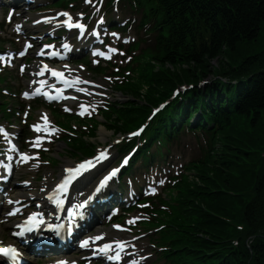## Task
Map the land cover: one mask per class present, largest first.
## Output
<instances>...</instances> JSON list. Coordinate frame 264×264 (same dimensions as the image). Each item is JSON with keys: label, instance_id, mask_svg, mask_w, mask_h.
Listing matches in <instances>:
<instances>
[{"label": "trees", "instance_id": "1", "mask_svg": "<svg viewBox=\"0 0 264 264\" xmlns=\"http://www.w3.org/2000/svg\"><path fill=\"white\" fill-rule=\"evenodd\" d=\"M134 4L140 10L143 8L141 16L151 25L156 54L174 55L160 64V72L155 77L150 73L145 74L143 84L146 89L142 100L146 105L165 99L175 86L196 83L207 74L226 76L244 69L264 70V48L259 52L253 49L261 31H264V0H134ZM144 5L148 6V12ZM176 51L181 56L176 57ZM219 56L222 57L217 58ZM215 58L218 60L214 66L211 60ZM177 63L185 64V68ZM248 77L251 78L242 86L245 91L241 99L229 104L225 111L229 121L226 124L231 128L229 123L232 122V129L217 136L223 151L220 160L223 165L212 177H207L206 170L200 176V190L207 192L212 189V194L217 195L216 200L209 203L201 199L189 207L194 213L202 212L208 218V227L202 230V234L206 235V246L216 248L220 254L232 250L228 243L220 244L224 240V229L214 215L224 217L227 208L234 205L228 197L248 186L251 178L246 174L236 178L230 172L236 170L233 168L237 167V160L240 159L242 163L245 159L252 160L264 142V73L252 71ZM129 88L133 91H128V95L139 96L137 85ZM130 107V112L122 110L116 111V114L123 119L135 120L145 113L144 107H141V111H136L137 108L132 105ZM226 157L228 161L224 162ZM197 205L200 206L197 208ZM203 208L213 217L205 215ZM241 216L251 219L247 211L241 212ZM251 251L249 256L240 249H234L230 257L252 262L255 259L256 264H264V247L253 242ZM246 256L249 257L244 258Z\"/></svg>", "mask_w": 264, "mask_h": 264}, {"label": "rangeland", "instance_id": "2", "mask_svg": "<svg viewBox=\"0 0 264 264\" xmlns=\"http://www.w3.org/2000/svg\"><path fill=\"white\" fill-rule=\"evenodd\" d=\"M131 31H133V29L132 28H128L127 32H125L124 35L131 37V39H134V36L135 35L133 33V35H134L133 36L131 34ZM111 40L113 42H115V39H111ZM263 48H264V31L262 30L261 33H260L259 39H258V43H256L254 45L253 49L256 52H259ZM221 57L222 56H219L217 58H221ZM216 60H218V59L215 58L214 60H211V64L212 65H215L217 63V62H215ZM126 62H127V60H115L114 59V61L112 62V64H114L115 66L116 65L123 66L124 64H126ZM182 68H185V67H182ZM110 71H114V69L112 67H110L109 69H107V72L108 73H110ZM92 76H94V75L92 74ZM111 76H113V75H111ZM92 82H94L97 85L99 83L102 87H105L107 90L112 86V85L109 84L108 81L104 80L102 78V76H99V77L95 78L94 80H92ZM107 96H108V93L105 95V97H107ZM111 98H112L111 101H113V100L114 101L119 100L118 95L115 97V95L112 94V97ZM105 99L106 98H97V99H95L94 103H92V105L89 108L92 114L100 106L99 103L101 101L105 100ZM71 123H72L73 126L77 124L75 121L74 122L72 121ZM98 130L95 132V140L102 141L100 139V137H99ZM102 134L104 136V137L103 136L102 137L105 138L106 140L110 138V133L108 131H106L105 129H103ZM106 140L103 141V142H106ZM194 140H197V139L192 138V137L182 138L181 140H179L178 143L172 145V147L170 148V151L168 152V155L165 158V160L164 161H161L160 163H158V166H161L162 164L168 162L166 168H168L169 171L172 170V174L164 175L162 173V175L164 176V180H163V183L160 185V187H157L158 189H161L163 185L167 184L168 181H169V179H174V178L181 179V177H184V176H186L189 179L191 177L190 174H189V168H187V164H188V162H189L190 159H193L191 157V154H193V156H196L197 144H196V142ZM252 158H253V156H252ZM116 163H117V158L114 159L113 165H115ZM237 197L238 196H236V198ZM228 198H229L230 202L231 201H234L236 199V198H231V197H228ZM136 217H137V215H133V218H136ZM139 239H141V237H138V240ZM144 241H145V239H144ZM144 241H139L138 242V244L140 246L139 249H143L144 251L148 252V248L150 249V247L148 246V248H147L145 246ZM142 264H148L147 263V260H142Z\"/></svg>", "mask_w": 264, "mask_h": 264}, {"label": "snow or ice", "instance_id": "3", "mask_svg": "<svg viewBox=\"0 0 264 264\" xmlns=\"http://www.w3.org/2000/svg\"><path fill=\"white\" fill-rule=\"evenodd\" d=\"M86 2H88V0H86ZM62 15L67 16L68 14H67V13H63ZM71 26H72V25L69 24V27H71ZM75 26L81 30V33H83L84 25H82V24H76ZM17 31H19V27L17 28ZM93 34H95V33H93ZM113 35H115V34H113ZM64 47H67V45H64ZM112 51H113V52H116L117 50H116V49H112ZM21 54H23V53H21ZM52 74H53V75H59V73H56V72H53ZM28 95H29L28 93H25V96H26V97H27ZM83 107H84V106L81 105V108H83ZM65 110H66V111H70V109H67V108H66ZM79 114H80V115H84V112L82 111V112H80ZM33 127L35 128L36 131H39V130H40L38 126H33ZM134 135H135V133H134ZM38 139H39V138H38ZM101 155H103V153H102ZM127 162H128V158L126 157V158L124 159V161L122 162V165H126ZM84 167H85V164L82 163V164H80L77 168H67V169H65V172H68V173L73 174V177H72V178H74V175H75L76 173L80 172V170L84 169ZM118 171H119V168L113 169V170L111 171V173H110L108 176H105L104 179L100 181V184H99V186L96 188L95 191H96V192H99L100 189L104 187L105 183H106L109 179H111V177L115 176V175L117 174ZM67 182H68V178H65V180L63 181V183H62L61 185H58V187H63L64 185L67 184ZM161 183H163V181H161ZM88 199H89V200L92 199V196H89ZM10 215H11V213H10ZM94 239L99 240V239H101V237H100V236H97V237H95ZM88 243H89L88 240H84V241L81 243V247H85V246H87ZM101 250H102V251H111V245H110V244H104V245L102 246V249H101ZM17 254H18V253H17V250H16L14 247H12V246L5 247V248H0V255H4V256L9 257V258H15V256H16ZM113 258H114V257H111V256L109 257V259H113ZM58 264H64V262L61 261V262H58Z\"/></svg>", "mask_w": 264, "mask_h": 264}, {"label": "bare ground", "instance_id": "4", "mask_svg": "<svg viewBox=\"0 0 264 264\" xmlns=\"http://www.w3.org/2000/svg\"><path fill=\"white\" fill-rule=\"evenodd\" d=\"M99 136L102 137V136H103L102 133H100ZM98 173H99V172H98ZM98 173L93 172V174H94L93 177H95ZM83 185H85V184H82V186H83ZM85 201H86V200H85ZM11 209L14 211L13 214H12V216H14V215L16 214V210H15L14 207H11ZM86 215L89 216V213H87ZM0 230H1V229H0ZM81 230H84V227H81Z\"/></svg>", "mask_w": 264, "mask_h": 264}]
</instances>
